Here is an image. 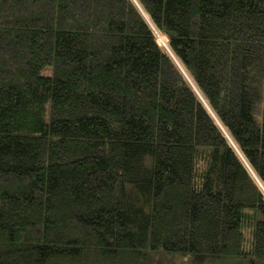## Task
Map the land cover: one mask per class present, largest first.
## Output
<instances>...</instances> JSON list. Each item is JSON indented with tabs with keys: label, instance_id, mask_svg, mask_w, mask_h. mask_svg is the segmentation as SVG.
I'll return each instance as SVG.
<instances>
[{
	"label": "trees",
	"instance_id": "trees-1",
	"mask_svg": "<svg viewBox=\"0 0 264 264\" xmlns=\"http://www.w3.org/2000/svg\"><path fill=\"white\" fill-rule=\"evenodd\" d=\"M262 188L264 0H0V264H264Z\"/></svg>",
	"mask_w": 264,
	"mask_h": 264
},
{
	"label": "bare ground",
	"instance_id": "bare-ground-1",
	"mask_svg": "<svg viewBox=\"0 0 264 264\" xmlns=\"http://www.w3.org/2000/svg\"><path fill=\"white\" fill-rule=\"evenodd\" d=\"M135 1V0H134ZM137 6V5H136ZM139 6V5H138ZM137 6V7H138ZM139 8V7H138ZM142 14L144 15V17L146 18V20L149 22V24H151V26L155 29L154 25L152 24L151 20H150V17L149 15L145 12V10H143L142 8L140 9ZM156 30V29H155ZM156 33H157V36L159 37V40H160V44L163 43L165 45L166 48L169 49V44H168V40L166 39V37L161 34L160 32H158L156 30ZM168 51V50H167ZM170 51V49H169ZM173 56V55H172ZM172 58H174L178 68L183 72V74L185 75V77L188 79V81L191 83V85L193 86V88L196 90V92L198 93L199 97L202 99V101L204 102V104L210 109V106L208 105L205 97L203 96L202 92H200V90L198 89V86H196L193 82V80L191 79V77L188 75V73L186 72V70L184 69V67L182 66V64L180 63V61L175 57L173 56ZM222 126V125H221ZM226 134L228 135L229 139L234 143V145L236 146L235 142L233 141V139H231V137L229 136L228 132H226ZM227 138V137H226ZM229 141V140H228ZM237 149V147H236ZM238 153V152H237ZM239 156V155H238ZM245 165V164H244ZM251 169V168H250ZM250 172V171H249ZM251 172H253L254 176L258 179L257 175L255 174V172L251 169ZM259 184L261 185V182L258 181Z\"/></svg>",
	"mask_w": 264,
	"mask_h": 264
},
{
	"label": "rangeland",
	"instance_id": "rangeland-1",
	"mask_svg": "<svg viewBox=\"0 0 264 264\" xmlns=\"http://www.w3.org/2000/svg\"><path fill=\"white\" fill-rule=\"evenodd\" d=\"M157 37H158V36H157ZM158 42H160L159 37H158ZM160 45H161V47H163L165 50H168V52H170L169 49L166 48L165 45H164L163 43H161ZM189 83H190V82H189ZM190 84H191V83H190ZM262 190H263V192H264V189H263V188H262Z\"/></svg>",
	"mask_w": 264,
	"mask_h": 264
}]
</instances>
